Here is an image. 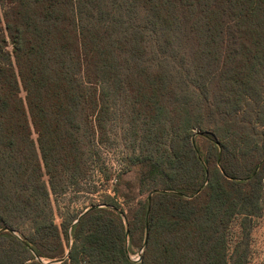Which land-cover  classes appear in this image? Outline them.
<instances>
[{
	"label": "trees",
	"instance_id": "trees-1",
	"mask_svg": "<svg viewBox=\"0 0 264 264\" xmlns=\"http://www.w3.org/2000/svg\"><path fill=\"white\" fill-rule=\"evenodd\" d=\"M116 120L149 145L145 198L113 188L127 225L109 196L55 223L56 195L109 178L95 137ZM257 124L264 0H0V264H248Z\"/></svg>",
	"mask_w": 264,
	"mask_h": 264
},
{
	"label": "rangeland",
	"instance_id": "rangeland-1",
	"mask_svg": "<svg viewBox=\"0 0 264 264\" xmlns=\"http://www.w3.org/2000/svg\"><path fill=\"white\" fill-rule=\"evenodd\" d=\"M111 110L118 113L116 108ZM129 113H131V109ZM125 121L116 120V122H111V124L107 125L106 135L102 137L101 141L99 136L95 137L96 152L100 156L99 165L104 168L102 170L103 173H109V178L107 180L103 179L101 171L93 169L91 171L93 176L90 179L88 178L89 180L79 183L77 189L68 190L66 194L56 195L55 200L52 202L55 223L59 224L62 215L67 211L72 214L79 213L92 205H101L103 200H110L109 197L116 200L119 205L116 209L122 210L124 221L126 222L125 215L128 214V204L125 203L124 197L113 190L115 187L127 195H134L138 200L145 198V194L137 191L139 176H141L139 167L130 165L135 156L146 152L144 149L145 143L133 133V130L134 132L136 130L140 134V127L124 123ZM257 128L262 131L264 130V125L257 124ZM94 186L95 189H93ZM237 231L236 222H233L230 228L231 241L235 240ZM145 244L146 242L142 243L140 247L129 246L127 237V255L132 258L138 254L140 258ZM249 244L250 256L248 264H264V209L261 216L253 218Z\"/></svg>",
	"mask_w": 264,
	"mask_h": 264
},
{
	"label": "water",
	"instance_id": "water-1",
	"mask_svg": "<svg viewBox=\"0 0 264 264\" xmlns=\"http://www.w3.org/2000/svg\"><path fill=\"white\" fill-rule=\"evenodd\" d=\"M157 191H161V190H157V189H155V190H152L151 192H157ZM151 194V193H150ZM77 221V220H76ZM75 221V222H76ZM125 224H126V222H125ZM127 228H126V234H127ZM146 238H147V225L145 226V235H144V242H143V244L146 242ZM125 247H126V243H125ZM62 259H55V260H52V261H50L49 263L50 264H56V263H58V262H60Z\"/></svg>",
	"mask_w": 264,
	"mask_h": 264
},
{
	"label": "built area",
	"instance_id": "built-area-1",
	"mask_svg": "<svg viewBox=\"0 0 264 264\" xmlns=\"http://www.w3.org/2000/svg\"><path fill=\"white\" fill-rule=\"evenodd\" d=\"M132 259H134V260H138V259H139V256H138V254H137V255H135V256H133V257H132Z\"/></svg>",
	"mask_w": 264,
	"mask_h": 264
}]
</instances>
